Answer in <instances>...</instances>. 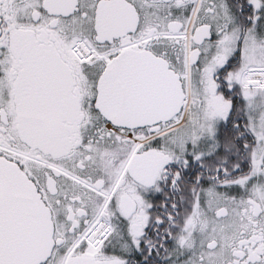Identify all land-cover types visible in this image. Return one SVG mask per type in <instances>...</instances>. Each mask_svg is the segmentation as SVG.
Returning a JSON list of instances; mask_svg holds the SVG:
<instances>
[{"label": "snow or ice", "instance_id": "6c2138e0", "mask_svg": "<svg viewBox=\"0 0 264 264\" xmlns=\"http://www.w3.org/2000/svg\"><path fill=\"white\" fill-rule=\"evenodd\" d=\"M0 264H264V0H0Z\"/></svg>", "mask_w": 264, "mask_h": 264}]
</instances>
